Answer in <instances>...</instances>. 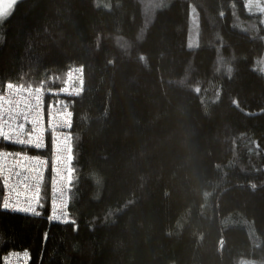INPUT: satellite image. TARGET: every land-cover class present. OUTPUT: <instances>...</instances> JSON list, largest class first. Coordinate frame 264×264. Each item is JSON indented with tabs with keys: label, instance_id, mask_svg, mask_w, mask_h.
<instances>
[{
	"label": "trees",
	"instance_id": "trees-1",
	"mask_svg": "<svg viewBox=\"0 0 264 264\" xmlns=\"http://www.w3.org/2000/svg\"><path fill=\"white\" fill-rule=\"evenodd\" d=\"M80 68L69 216L0 209V264H264V13L246 0H20L0 94ZM9 148L0 143V149ZM1 196V187H0Z\"/></svg>",
	"mask_w": 264,
	"mask_h": 264
},
{
	"label": "snow or ice",
	"instance_id": "snow-or-ice-1",
	"mask_svg": "<svg viewBox=\"0 0 264 264\" xmlns=\"http://www.w3.org/2000/svg\"><path fill=\"white\" fill-rule=\"evenodd\" d=\"M16 3L17 0H10L7 9L0 7V22L11 15ZM30 108L27 100L10 99L5 102L0 99V138L16 145L43 149L46 145L44 129L39 126L41 118L35 113L30 114ZM29 124L31 126L26 128ZM55 151L50 220L75 225L67 211L71 169L65 163L59 142ZM47 165L46 159L0 151V187L6 193L0 196V209L39 215L38 207L42 206L41 193ZM24 255L28 257L29 253L25 252Z\"/></svg>",
	"mask_w": 264,
	"mask_h": 264
},
{
	"label": "built area",
	"instance_id": "built-area-1",
	"mask_svg": "<svg viewBox=\"0 0 264 264\" xmlns=\"http://www.w3.org/2000/svg\"><path fill=\"white\" fill-rule=\"evenodd\" d=\"M82 70L77 68L70 72L63 85L58 88H49L44 85L38 87L19 86L14 84L7 85L0 94V99L4 100H27L31 106L30 114L35 113L41 119L39 126L44 129L45 134V148L37 149L33 146H20L8 142L0 138V143L9 148L0 149V151H7L12 153H19L20 155H27L29 157H39L48 161L47 171L45 172V179L41 193V204L38 211L42 213L44 193L48 195V223L49 224H63L57 221L50 220L51 216V180L53 176V158L56 155L55 146L59 142L62 145V155L68 168L71 169L74 161V147H73V113L59 98L75 97L83 93V75ZM31 125H26L30 127ZM70 157V160H69ZM67 174V173H66ZM4 189L1 187V196L5 195ZM4 210V209H3ZM11 213L38 216L30 213H23L19 211L5 210ZM67 211L69 213V203ZM39 214V215H40ZM26 251H14L4 255L1 259V264H30L31 257H25Z\"/></svg>",
	"mask_w": 264,
	"mask_h": 264
},
{
	"label": "rangeland",
	"instance_id": "rangeland-1",
	"mask_svg": "<svg viewBox=\"0 0 264 264\" xmlns=\"http://www.w3.org/2000/svg\"><path fill=\"white\" fill-rule=\"evenodd\" d=\"M20 0H17V2ZM247 7L249 10L258 9L260 12L264 13V0H246ZM10 0H0V7L7 9Z\"/></svg>",
	"mask_w": 264,
	"mask_h": 264
}]
</instances>
